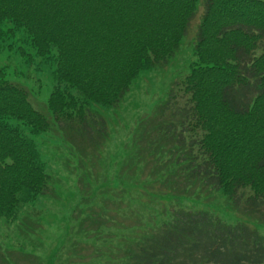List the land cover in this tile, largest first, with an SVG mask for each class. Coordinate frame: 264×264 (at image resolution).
<instances>
[{"label":"trees","instance_id":"16d2710c","mask_svg":"<svg viewBox=\"0 0 264 264\" xmlns=\"http://www.w3.org/2000/svg\"><path fill=\"white\" fill-rule=\"evenodd\" d=\"M201 6L196 60L181 93L139 119L133 134L135 156L125 165L150 171L148 189L134 192L137 218L123 207L133 187L121 184L118 219L103 216L87 261L51 258L33 244L24 254L0 246V264H264L259 231L176 203L197 190L217 192L264 224V0H0V54L23 32L28 55L54 65L56 80L45 114L0 69V222L27 228L19 247L34 242L30 205L53 194L35 141L10 120L33 135L58 128L80 156L97 150L107 123L94 106H119L142 72L167 65ZM157 185L163 204L150 209Z\"/></svg>","mask_w":264,"mask_h":264},{"label":"rangeland","instance_id":"374dc122","mask_svg":"<svg viewBox=\"0 0 264 264\" xmlns=\"http://www.w3.org/2000/svg\"><path fill=\"white\" fill-rule=\"evenodd\" d=\"M202 14L201 6L190 23L180 50L169 60V63L155 70L142 72L119 106L114 108L94 106V110L98 111L107 123V136L104 140L97 141L100 144L97 150L93 147L88 148V154L80 156L71 148L69 141H64L58 128L56 132L33 135L28 126L15 119L10 120L24 135L35 141L47 173L52 177L50 186L53 194L41 196L38 201L30 205L33 225L36 228L28 234H37L34 242H27L24 247H19L21 243L17 241L20 239L17 234L27 233V228H20L18 232L0 222V246L6 253L11 250L21 254L32 253L34 244L48 253L51 258L55 252H58L59 255L72 259L83 256L87 261V256L91 253V251L88 253L87 247L93 245L90 242L94 239L91 233H97L98 227L103 222V216L112 215L118 219L117 200L121 184L133 187L130 188L132 192L127 197L132 202L126 203L123 207L127 215L137 218L134 192L136 189H148L150 184L145 175L150 171L146 170L143 164L136 162V168L130 172L133 164L129 162L134 159L136 150L133 134L136 132L139 119L151 115L158 104L165 101L171 92L181 93L183 81L196 60L195 43ZM11 27L8 22L3 25L5 31ZM23 37V32H20L14 40H7L4 43L5 47H10L0 54V69L5 68L8 80L27 87L31 92L30 101L34 108L46 114V104L56 83L55 66L42 65L38 58H31L28 53L34 56V51L22 41ZM21 49L26 50V57H20ZM24 58L28 59L27 63H23ZM126 161H129L128 166L125 165ZM148 168H151V165ZM162 174L161 171L160 175ZM156 191L157 198L156 201L152 200L149 203L150 209L156 208L158 202L160 205L163 204L164 196L160 185L156 186ZM98 198H104V204L98 203ZM154 202H157V205L152 204ZM176 203L188 209L215 212L230 224L242 220L264 236V224L245 211L242 216L232 201L217 192L197 190L190 199ZM37 211L39 213L36 217ZM94 221H96L95 226L92 225ZM87 234L90 238H87ZM62 246L64 249L61 251ZM19 262L33 264L24 259Z\"/></svg>","mask_w":264,"mask_h":264}]
</instances>
